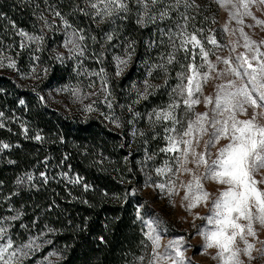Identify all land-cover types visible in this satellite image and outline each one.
<instances>
[{
	"label": "rangeland",
	"instance_id": "obj_1",
	"mask_svg": "<svg viewBox=\"0 0 264 264\" xmlns=\"http://www.w3.org/2000/svg\"><path fill=\"white\" fill-rule=\"evenodd\" d=\"M26 1L29 28L19 27L4 15L0 20V75L39 98L46 109L68 120L96 119L117 135L122 148L129 152L126 158H133V169L141 177L138 184L130 179L128 182L135 184L130 196L142 202L137 211L148 243L133 263L223 264L218 255L221 249L207 246L204 233L214 231L217 225L205 217L212 214V202L229 186L205 178L207 164L199 163V158L203 154L210 163L229 142L220 137L208 146L213 119L219 127V122L228 120L229 112L234 111L236 120H252L253 125L264 127V105L259 100L256 105L244 104V111L214 110L218 94L248 86L253 99L259 95L244 69L258 73L264 63V23H258L264 21V0H157L155 4L152 0H123L127 11H116L115 5H109L110 16L105 14L101 0H89L87 12L98 31L75 27L46 0ZM130 22L145 32L146 41H153L155 48L148 61L134 53L133 36L124 29ZM21 31L27 35L21 36ZM117 57L127 63H119ZM133 62L136 67L118 108L110 79L126 77ZM52 67L56 68L54 73ZM232 69L241 74L236 75ZM206 97L211 98L210 102ZM161 112L171 113V118H158ZM200 113H207L202 121L207 129L203 133L198 130ZM189 122L194 130L184 135ZM228 127L231 133V120ZM24 135L31 132L24 131ZM36 137L45 138L42 133ZM181 139L191 143H179ZM50 160L42 163L54 175L56 169ZM60 172L64 181L81 185L82 180L71 171ZM39 176L46 177L36 171L20 174L16 179L22 183L16 181V188L36 186ZM194 177L200 178L203 191L209 193L206 199L197 200L201 193ZM252 178L256 181L254 187L264 191V168L254 171ZM10 198L0 191V228L4 229L0 232V247L7 248L4 259L11 256L10 264H59L63 250L54 244L55 230L30 223L23 210L7 203ZM250 211L251 220L232 214L239 216L234 222L242 230L226 228V235L231 236L233 231L237 235L225 255L236 253L234 261L238 264H264V224L258 219L255 205ZM156 235L158 246L149 238ZM9 239L11 246L7 247ZM170 241L175 242L171 247Z\"/></svg>",
	"mask_w": 264,
	"mask_h": 264
},
{
	"label": "trees",
	"instance_id": "obj_2",
	"mask_svg": "<svg viewBox=\"0 0 264 264\" xmlns=\"http://www.w3.org/2000/svg\"><path fill=\"white\" fill-rule=\"evenodd\" d=\"M46 1L75 27L98 31L87 12L89 0ZM29 13L26 0H0V20L4 15L27 29ZM124 29L133 36L135 55L151 59L155 47L145 32L131 22ZM132 66L126 77L110 79L118 108L135 62ZM39 133L45 138L37 139ZM128 155L117 135L98 120H68L0 75V191L11 195L7 203L23 210L30 223L55 230L54 244L63 250L59 264H134L141 255L148 243L137 211L142 202L130 196L141 177ZM45 159H53L54 175ZM64 170L79 177L81 185L64 181ZM31 171L46 177L39 176L32 188H16V178Z\"/></svg>",
	"mask_w": 264,
	"mask_h": 264
},
{
	"label": "snow or ice",
	"instance_id": "obj_3",
	"mask_svg": "<svg viewBox=\"0 0 264 264\" xmlns=\"http://www.w3.org/2000/svg\"><path fill=\"white\" fill-rule=\"evenodd\" d=\"M101 2L104 3L106 15H112V10L109 9V5H115L116 11H127V5L123 3V0H101ZM137 3H142V0H137ZM152 3H157V0H152ZM93 7H96V5L94 4ZM143 7L147 8V4H143ZM258 23H264V21H258ZM20 35L26 36L27 34L21 31ZM80 38L83 39V37ZM29 39H42V37H29ZM108 39H111V36H109ZM192 40H195L194 36L192 37ZM212 42L215 43L214 40ZM196 43H199V41H196ZM253 58L255 59V57ZM116 59L119 63H127L124 60H120L118 57ZM9 66L11 67L13 65ZM248 67H251V65L249 64ZM101 71H103V69H101ZM232 71L238 76L241 74L236 69H232ZM244 74L248 76L252 89L259 93L258 97L253 99V93L249 91L248 86L239 87L234 92L225 93L223 96L218 94L215 100L216 109L214 110L223 109L224 111H228L229 109L234 110L239 108L241 111H244V104L256 105L257 100L264 105V91L261 90L264 89V63L260 64L258 73L255 70L249 73L247 68H245ZM191 79L192 78L189 77L190 82ZM177 87L180 88L181 86L178 85ZM196 90H200L198 84ZM181 94H183L182 88ZM189 95H191V91H189ZM205 100L206 102H210L211 98L206 97ZM21 103H23V101H21ZM191 103H198V101H191ZM185 104L190 106V103L187 100L185 101ZM170 107L174 108L176 105H170ZM89 110L92 109L89 107ZM157 116L158 118L162 116L163 119H170L171 113L161 112L158 113ZM206 117L207 113L198 114V130L201 133L207 130L202 123ZM228 120H231V133H229ZM228 120L219 122V127L216 126L218 122L215 119L210 122L213 131L210 134L208 146L214 144L220 137L228 138L229 142L219 149L217 157L211 160L210 163L204 159L203 154L200 155L199 163L207 164L205 178H211L212 180L218 181L220 184H226L229 186L227 190L222 191L219 197L212 202V214L205 217L209 223H215L217 225L214 231L204 233L205 238L208 241L207 246L212 247L215 245L221 249L218 255L223 258V264H238V262L234 261L236 253L233 252L231 255H225L230 251L229 245L232 242V238L235 237L237 233L236 231H233L231 236H228L225 234V231L228 227L242 230V226L236 224L234 220L238 219L239 216L251 220V205H255L259 213L258 219L264 224V191H260L254 187L256 181L252 178V173L254 171L264 168V127L253 125L252 120H236L234 111L229 112ZM176 122L180 123V121ZM238 125H241L242 127H238ZM193 130V123L189 122L187 131L184 132V135H190ZM36 138L40 139V137ZM178 142L186 144L191 143V141H184L182 139ZM4 147H7V145H4ZM164 150L165 149H162V151ZM171 150H175L174 143L172 144ZM41 175L43 176V173ZM31 178L32 177L29 175L28 179L31 180ZM194 180L197 190L201 193V195L197 197V200L200 198L206 199L209 193L203 191L200 178L194 177ZM17 183H22V181L18 179ZM160 187L163 186L161 185ZM188 188L191 190V183H189ZM185 198L187 199V196ZM192 206L194 205H189V207ZM233 213H238L239 216L233 217ZM11 219H15V217H12ZM3 231L4 229L0 228V232ZM152 231L155 230L152 229ZM248 231L251 234V224L248 225ZM149 238L152 239L153 244L158 246V235L154 237L149 236ZM174 243L175 242L170 241L169 247ZM10 246L11 240L9 239L7 247ZM250 247L251 245H249V248ZM6 251V247H0V264H10L11 256L9 257V260L4 259ZM11 255L14 256L15 252ZM176 255L177 257L181 256L179 250H177ZM174 264H179V262H174Z\"/></svg>",
	"mask_w": 264,
	"mask_h": 264
}]
</instances>
